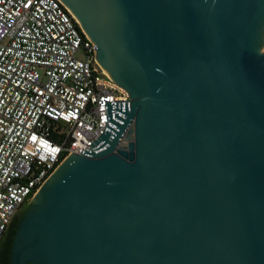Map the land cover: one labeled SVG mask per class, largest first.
Here are the masks:
<instances>
[{"label": "water", "instance_id": "95a60500", "mask_svg": "<svg viewBox=\"0 0 264 264\" xmlns=\"http://www.w3.org/2000/svg\"><path fill=\"white\" fill-rule=\"evenodd\" d=\"M129 95L30 200L9 264H264V0H60Z\"/></svg>", "mask_w": 264, "mask_h": 264}, {"label": "built area", "instance_id": "2783aa9c", "mask_svg": "<svg viewBox=\"0 0 264 264\" xmlns=\"http://www.w3.org/2000/svg\"><path fill=\"white\" fill-rule=\"evenodd\" d=\"M60 0H0V241L57 167L128 102Z\"/></svg>", "mask_w": 264, "mask_h": 264}, {"label": "flooded vegetation", "instance_id": "af4514ba", "mask_svg": "<svg viewBox=\"0 0 264 264\" xmlns=\"http://www.w3.org/2000/svg\"><path fill=\"white\" fill-rule=\"evenodd\" d=\"M28 205H24L16 214L15 218L13 219L11 225L9 226L8 230L6 231V233L4 234V236L2 237L0 243L5 244V243H9L12 244L13 241V237H14V231L16 230L17 224L20 221V219L22 218L23 214L26 212ZM11 249V246H10Z\"/></svg>", "mask_w": 264, "mask_h": 264}, {"label": "trees", "instance_id": "16d2710c", "mask_svg": "<svg viewBox=\"0 0 264 264\" xmlns=\"http://www.w3.org/2000/svg\"><path fill=\"white\" fill-rule=\"evenodd\" d=\"M13 234H15V231ZM10 246H11V244H9V243H5L2 245L0 243V264H9V262H10Z\"/></svg>", "mask_w": 264, "mask_h": 264}, {"label": "rangeland", "instance_id": "374dc122", "mask_svg": "<svg viewBox=\"0 0 264 264\" xmlns=\"http://www.w3.org/2000/svg\"><path fill=\"white\" fill-rule=\"evenodd\" d=\"M260 52H261V53H264V45L262 46Z\"/></svg>", "mask_w": 264, "mask_h": 264}]
</instances>
